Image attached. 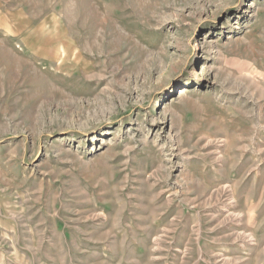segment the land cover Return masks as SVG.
Here are the masks:
<instances>
[{
    "label": "rangeland",
    "instance_id": "1",
    "mask_svg": "<svg viewBox=\"0 0 264 264\" xmlns=\"http://www.w3.org/2000/svg\"><path fill=\"white\" fill-rule=\"evenodd\" d=\"M0 264H264V0H0Z\"/></svg>",
    "mask_w": 264,
    "mask_h": 264
},
{
    "label": "bare ground",
    "instance_id": "2",
    "mask_svg": "<svg viewBox=\"0 0 264 264\" xmlns=\"http://www.w3.org/2000/svg\"><path fill=\"white\" fill-rule=\"evenodd\" d=\"M182 94V93H181Z\"/></svg>",
    "mask_w": 264,
    "mask_h": 264
}]
</instances>
